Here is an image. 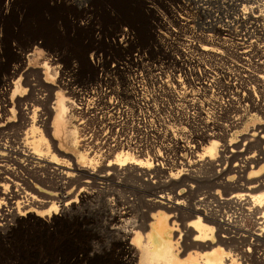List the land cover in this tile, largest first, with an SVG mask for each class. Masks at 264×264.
Masks as SVG:
<instances>
[{
  "label": "bare ground",
  "instance_id": "6f19581e",
  "mask_svg": "<svg viewBox=\"0 0 264 264\" xmlns=\"http://www.w3.org/2000/svg\"><path fill=\"white\" fill-rule=\"evenodd\" d=\"M236 5L235 2L234 6ZM242 19L246 22L245 32L250 39H246V49L238 53L241 58H245L244 56L248 54L249 50L264 47V0H254V4L245 5L237 15L233 16L232 25ZM132 34V30L127 27L121 29L118 34L119 45L126 46L127 42L132 39ZM258 35L263 36L261 42L253 38ZM200 51L202 54L215 56L222 54L220 47L208 44H202ZM131 54L135 58L145 56V52L139 49L131 51ZM91 60L100 69L102 77L97 83L89 84L92 89L91 97H87L82 89L86 86L79 84L74 85L73 92L75 94L70 98L66 97L62 89L58 90L55 105L52 106L53 109L49 113L50 118L45 128L41 127L44 117L37 105L40 102L37 93L34 95L35 86L32 87L31 98H29L30 96L27 98L28 90L22 85L21 79L13 80L17 67L13 68L11 77L3 79L1 87L3 90H0V229L3 226H10L11 221H21L22 218L32 215L42 218L45 214L49 216L58 214L62 217L73 218L75 212H81L82 209L87 208L88 217L95 222L90 225V229L93 233L101 235L102 238L99 237V239L106 245H104L106 250L111 246L112 241L118 244V249L120 248L122 253L121 264H264V123L262 126L254 124L253 127H250V132H248L250 138L244 136L243 139L246 140L244 143H239L234 137L222 138L223 140L220 141L222 133L229 134L231 130L233 132V129L237 127V124L232 123L230 115L229 119L226 120L227 123H220L218 120L219 123L216 124L215 122V125L207 124L206 131L203 130L204 128L202 129L204 132H202L201 142L192 143L190 142L192 139L190 141L185 140L183 147H181L186 150L182 155L183 157L165 158L168 153L164 156L162 149V152L159 150L158 153L156 152L157 154L152 156L151 153L144 152L142 146L145 142L142 144L140 141L143 139H132L131 142L125 138L126 136L121 135L123 110H120L118 102L110 99L106 103V108H103L105 105L97 97H94L98 94L103 97L110 95L114 90L102 87L108 85V74L104 72V59L101 52L100 54L94 53ZM112 66L126 70L128 67L127 59L112 62ZM43 67L45 71L42 73L48 79H54L53 72L55 70L49 62L45 61ZM243 67L248 72L245 75L254 76L248 66ZM257 68L259 74L255 76L258 77V81H255L258 83L252 84L250 89L249 86L243 87L245 91L241 95H235L238 94L236 93L238 91L236 86L232 91L233 82L228 84L230 97L227 95L229 98L226 99L229 102L219 103L217 107L221 106L218 109L226 110L228 107H232L234 102L238 103L237 106H240V109L250 111L251 116H260L258 111L264 108V96H262L264 92V63L258 64ZM154 69L153 75L161 78V67L155 65ZM134 72L135 76H139L140 79L146 77L143 70L136 68ZM127 76L133 80L134 87L137 88L133 91L136 99L140 101V104L148 106L150 97L145 96V90L140 94L139 91L142 88L137 87L141 84L135 83L131 74H127ZM175 79L179 83L183 82L180 73ZM246 82L248 81L246 80ZM240 84L238 86L242 88V83ZM204 85L205 83L202 87ZM175 87L174 85L173 88ZM11 89V95L7 96ZM174 92L181 98L182 94L180 93L182 92L176 93L175 90ZM233 108L236 109V107ZM92 117L93 120L97 118V125L95 126L101 124L99 128L86 124ZM237 119L239 116L234 117L233 121L238 122ZM259 119H262L261 116ZM243 124L244 122L241 125L245 127L246 124ZM14 127L19 128L21 132L15 136V141L10 145L5 141L10 140L11 133L9 130ZM148 129L150 130V127ZM87 130L94 132L87 134ZM15 131L18 132V130ZM99 132H103L106 150H103V143L99 144V140L94 144V134L99 135ZM138 135L137 138L142 137L141 135L138 137ZM231 135L233 134L231 133ZM171 137L173 138L172 135ZM10 141L12 142V140ZM97 145L101 148L97 147L96 149L95 146ZM186 154L189 155L186 156ZM166 164L170 166L166 167ZM50 170L57 173L61 178L58 177V180H54L55 176L54 178L47 176L45 173ZM78 175L80 177L76 178ZM82 177H86V179L82 180ZM43 180L46 182L49 180L56 181V190L42 188L37 181ZM74 181H76V185L78 182V184H85V186L76 198L70 199L73 191L66 190V188ZM108 181L125 189L131 187L138 194V197L139 195L144 197L147 206H141L143 205L141 201V205L137 206L136 200V206H125L119 198H108L110 191L102 186ZM93 183L103 187V189H99L102 190L101 196H98V191L96 193V190H89ZM115 187L117 188V186ZM116 188L115 191L119 189V187L117 190ZM112 192L114 193V191ZM112 192L111 194H113ZM122 192L125 191L122 190ZM124 195L122 194V196ZM98 197H102L103 203ZM56 198L61 199V206L56 204L58 202L55 201ZM97 198L100 199L102 206H83L84 204L79 206V201H82V204L84 201L91 202ZM130 199H124L125 203ZM49 203H52L49 208L41 209ZM42 224L48 228L50 221L43 219ZM96 241L91 240L93 253H96V246L99 243ZM26 249L24 248V251ZM41 263H43L42 260Z\"/></svg>",
  "mask_w": 264,
  "mask_h": 264
},
{
  "label": "rangeland",
  "instance_id": "374dc122",
  "mask_svg": "<svg viewBox=\"0 0 264 264\" xmlns=\"http://www.w3.org/2000/svg\"><path fill=\"white\" fill-rule=\"evenodd\" d=\"M235 2L237 3L236 6H234ZM251 4H254V0H0V79L2 80H0V90L2 89L3 79L11 77L13 68L17 67L13 80L16 78L21 79L22 85L28 90L27 94L29 95H26L27 98L29 96L31 98L32 87L35 86L34 95L37 93L40 101L36 104L45 118L42 120L41 127L45 128L50 118L49 113L53 109L52 106L54 107L55 105L54 102L56 101L58 90L62 89L66 97L70 98L75 94L73 92L74 85L79 84L86 86L82 89L87 97H91L92 89L89 84H95L99 79H102L101 71L93 64L91 56L94 53L100 54L101 52L104 59V72L108 74V85H103L102 87L104 89L107 87L109 90L113 89L114 91L112 90L113 92L110 95L104 97L99 94L94 97H97L105 105L103 108H106V103L110 99L118 102L120 110H123L121 135L126 136L125 138L131 142L135 139H143L140 141L142 144L146 143L142 146L144 152L151 153L153 156V154H157L162 149L164 151L161 152L164 156L168 153V157L166 156L165 158L183 157L182 155L186 150L181 147H183L185 140L190 141L192 139L190 141L192 143L201 142L202 132H204L203 130L206 131L207 124L215 125V122L216 124L219 123L218 120L220 123H227L226 120L229 119L230 115L232 123L237 124V127L233 129V132L231 130L229 134L222 133L223 137L221 136L220 141L234 137L239 143H244L246 140L243 138L246 136L250 138L248 136L250 127H253L254 124L263 125L264 108H261L262 111L255 109L262 118L259 119L260 116H251L250 111L249 113L240 109L241 107L237 106L238 103L233 102L234 106L232 105L226 110L218 109L221 105L217 106L219 103L229 102L227 100L230 97L228 84L233 82L232 91L235 88L234 86H236L238 89L236 93L238 94L235 95H241L245 91L243 87L249 86L248 88L250 89L252 84L258 83V77H256L259 74L257 65L264 63V47L262 49L249 50L248 54L244 56L245 58H241L238 52L241 53V51L246 49L245 44L250 39L245 32L246 22L242 19L232 25L233 16L237 15L245 5ZM125 27L132 30L133 37L127 42L126 46H122L119 45L118 34ZM253 38H256L259 42L263 40V36L260 35ZM202 44L218 46L222 49V54L215 56L204 53V55L200 51ZM137 49L145 52V56L135 58L131 51H136ZM125 59H127L128 66L126 70L112 66V62ZM45 61L49 62L53 70L56 71V73L55 71L53 72L54 79H48L42 73L45 71L43 67ZM246 63H249V65H246ZM238 64L248 66L254 76L245 75L248 72L245 71L243 66ZM155 65L161 67V78L153 75ZM136 68L137 70H143L146 77L142 79L139 76L136 77L134 72ZM179 73L183 78L182 83L177 82L175 79ZM127 74L133 76L135 83L141 84V86H137L142 88L139 93L141 94L145 90V96L150 97V100H148L150 106L140 104V101L136 99L133 91L137 88L134 87L133 80H130ZM104 79L106 80V78ZM104 79L103 81H105ZM243 82L248 84L246 85ZM202 83H205L204 87H202ZM240 83H242V88ZM239 84L240 86H238ZM174 85L176 89L173 88ZM174 90L176 93L182 92L180 93L182 94L181 98L175 94ZM203 91L206 92L204 93ZM8 92L7 96H10L12 89ZM263 94L262 96H264ZM196 102L199 103L197 104ZM233 107H236L237 110ZM16 108L18 109L17 105ZM219 116L220 118L225 117L224 120L223 118L220 119ZM237 116H239V119H237L239 123L234 122L235 120L233 121L234 117ZM242 122L246 124L245 127L241 125ZM86 124L92 127L97 125V118L93 120L92 117ZM146 125L148 128L150 127V130L145 127ZM100 126L101 124L99 123L95 127L99 128ZM14 129L18 130V132ZM88 131L87 134L94 132L93 130L92 132H90L91 130ZM9 132L11 133L10 140L12 142L8 139L5 143L11 145L15 141V136L21 131L19 128L16 129L14 127ZM82 132L84 133V131ZM99 133V135L94 134V144L99 140V144L103 143V150H106L103 132ZM137 134H139L138 137L140 135L142 137L137 138ZM154 142L156 143L155 145ZM97 147L99 146H95L96 149ZM63 149L67 150L65 147ZM188 155L186 154V156ZM169 166V164H166V167ZM19 171L21 172V170ZM43 173L45 172L43 171ZM54 173L50 170L45 174L52 178L55 176L54 180H58V177L61 178L57 173ZM79 177L80 175L76 176V178ZM83 179H86V177H82ZM54 180L47 182L45 180L37 181V183L42 188L56 190V181ZM75 182H72L66 188V190L73 191L70 199L76 198L77 194L85 186V184H78V182L76 185ZM108 183L109 181L107 184L104 183L102 185L104 189L106 187L110 191V195L107 192L108 198H119L125 206H140L141 204H143L141 206H147L143 199L144 197L139 195V198L131 187H127L126 191L125 188L114 182L112 184L111 181ZM93 184L90 185L91 189L89 190H96V193L99 192L100 194L98 196H101L102 190L100 191L99 189H103V187L100 184ZM115 188L121 193H117ZM122 190L125 192H122ZM122 194L125 195L122 196ZM138 198L139 201L137 200ZM97 199L91 201L92 203L84 201L81 204L82 201H79V206L83 204V206H102V199V203L100 199ZM124 199L130 200L125 203ZM60 200V198L55 199V201H58L56 204H59V206H61ZM51 204L49 203L41 209L49 208ZM82 211L75 212L77 215L75 214L73 218L62 217L58 214H51L50 216L45 214L42 218L32 215L30 216L31 218H22L21 221H11L8 227L3 226L0 229V264H40L41 260L43 262L41 264H82L84 261V264H116V262L121 264L122 253L120 248L118 249V244L112 241L110 249L106 250V245L99 239L101 235L93 233L92 229H90V225L95 222L88 217L87 208L82 209ZM80 217L82 219H79ZM43 219L50 221L48 228L42 224ZM93 239L99 242L96 246L98 250H96V253L92 252L91 240ZM86 243L87 246H85ZM71 247H75V249ZM24 248L27 249L24 251ZM62 248L68 251L60 252L64 251ZM67 259L69 260L67 261Z\"/></svg>",
  "mask_w": 264,
  "mask_h": 264
}]
</instances>
